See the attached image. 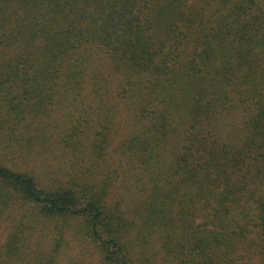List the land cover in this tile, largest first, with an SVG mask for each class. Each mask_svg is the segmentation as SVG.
<instances>
[{
    "label": "trees",
    "instance_id": "16d2710c",
    "mask_svg": "<svg viewBox=\"0 0 264 264\" xmlns=\"http://www.w3.org/2000/svg\"><path fill=\"white\" fill-rule=\"evenodd\" d=\"M54 106L71 110L57 145L83 172L43 186L0 163V220L20 205L78 221L100 264H135L155 234L174 264H264V0H0L6 146L32 148ZM117 120L123 159L108 166ZM123 167L141 227L109 200ZM26 227L3 261L29 264Z\"/></svg>",
    "mask_w": 264,
    "mask_h": 264
},
{
    "label": "rangeland",
    "instance_id": "374dc122",
    "mask_svg": "<svg viewBox=\"0 0 264 264\" xmlns=\"http://www.w3.org/2000/svg\"><path fill=\"white\" fill-rule=\"evenodd\" d=\"M69 112L71 110L54 106L49 108L46 115L36 120L37 124L35 125L42 127V132L31 135V141H35L32 148L24 146L22 151L20 150L22 148L18 145L10 148L8 145L6 146L7 143H5L3 135H0V163L18 172L33 174L43 186L66 182L72 177L76 178L83 170L75 169L76 167L69 168V164L71 162L75 163V159L78 158H72L69 162L67 156L70 155L68 153L66 155L57 145L58 140L70 126L68 117H66ZM117 122L118 120L115 123ZM118 125V123L114 125L112 132L117 130V133L113 135L110 145L106 148L107 154L109 153V157L107 156L108 166L112 162L117 163V161L123 159L120 152L124 150L123 142L126 140L127 130L117 128ZM17 138H21L23 141L27 140V138L20 135ZM90 146V144H86L85 151L90 149ZM87 165L88 163H81V166L85 168ZM128 165L131 166L132 163H128ZM136 172L131 167H123L119 170L117 179L110 186L109 200L110 203L123 201L122 210L126 212L130 220L136 222L137 227H141L148 215L147 205L139 198L138 191L133 188L127 190L128 185L126 186L124 182L126 176H132ZM27 209L25 206L14 205L1 218L0 256L8 237L20 224L23 227H30L29 230H27V227L23 229V235L28 236L29 233H32L29 240L28 238L25 239L29 246V250L26 252L28 254L27 260L30 261L29 264L33 262L35 257L43 262L51 261V264H100L98 250L83 237L82 226L78 221L73 219L46 220L33 218L32 213L30 214ZM25 216L28 217V221H31V223L24 219ZM141 242L142 247L134 251L135 264H143L146 259L149 261L147 264H174L160 248L162 241L158 239L156 234ZM241 257H243L242 261L257 262L255 258L250 261L249 255L238 251L236 258ZM23 260L5 262L0 257V264H25L26 260Z\"/></svg>",
    "mask_w": 264,
    "mask_h": 264
}]
</instances>
